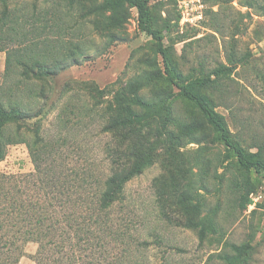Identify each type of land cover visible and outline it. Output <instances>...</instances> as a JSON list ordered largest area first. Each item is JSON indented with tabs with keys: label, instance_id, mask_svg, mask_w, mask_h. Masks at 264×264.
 <instances>
[{
	"label": "rangeland",
	"instance_id": "rangeland-1",
	"mask_svg": "<svg viewBox=\"0 0 264 264\" xmlns=\"http://www.w3.org/2000/svg\"><path fill=\"white\" fill-rule=\"evenodd\" d=\"M199 1L202 13L189 10L191 22L186 23L182 20L184 3L151 1L156 26L164 29L169 23L165 44L171 67L181 79L191 81L208 76L220 64L238 63L231 78L224 80L226 89L199 92L226 117L235 139L255 152L251 144L256 139L264 142V0ZM36 2L13 0L9 6L14 11L24 6L31 9ZM129 13L128 40L110 47L95 24L82 20L73 19V30L63 36L65 42L80 44L87 53L77 65L53 77L48 87L44 133L58 145L49 172L68 186L56 192L53 204L68 221L78 218L91 227L93 235L77 245L68 241L64 255L54 254L52 264H225L217 256L231 253L230 244L244 243L255 248L251 264H264V177L248 174L254 184V204L243 211L236 182L244 172L234 158L227 159L225 147L216 141L200 111L177 97L178 90L163 78L160 83L173 97L172 119L165 129L160 120L150 134L129 137L137 146L153 150V163L127 184L123 200L100 215L98 197L111 172L109 153L121 146V139L105 130L114 116V96L128 91L130 82L147 68V61L164 71L156 41L139 31L137 11ZM16 37L2 34L4 42ZM51 37L56 40L58 36ZM6 57V52H0V83ZM88 88L108 92L101 96ZM156 128L162 129L161 135ZM34 171L25 145L11 147L0 162L2 173L29 175ZM198 201L203 203L201 212L190 213L188 207ZM208 215H213L217 232L201 242L189 225ZM2 249L11 252L8 247ZM38 249L34 242L23 245L15 252L19 255L16 264H36ZM4 256L0 252V264L8 255Z\"/></svg>",
	"mask_w": 264,
	"mask_h": 264
},
{
	"label": "trees",
	"instance_id": "trees-1",
	"mask_svg": "<svg viewBox=\"0 0 264 264\" xmlns=\"http://www.w3.org/2000/svg\"><path fill=\"white\" fill-rule=\"evenodd\" d=\"M151 1L37 0L31 9L24 6L14 11L9 6L13 0H0V10L4 7L0 11V52L7 53L6 69L0 83V162L7 158L11 147L25 145L35 168L29 175L0 172V252L3 251L4 259L8 255L3 264H16L19 255L15 256V252L31 242L39 244L35 263L52 264L54 254L64 255L68 241L77 245L93 235L91 227L80 223L78 218L68 221L54 207L56 192L68 186L49 172L48 166L56 157L58 145L48 140L44 133L50 81L61 71L77 65L87 53L80 44L63 40V36L73 30V19L95 24L98 33L105 38V45L110 47L128 40L126 24L130 10L135 9L139 31L156 41L164 63L162 71L154 61H147V68L130 82L128 91L117 92L114 96V116L106 122L105 130L116 140L121 139V146L111 148L109 153L111 172L98 197L100 215H106L123 200L127 184L153 163V150L149 146H137L129 137L150 134L151 128L160 120L165 129L172 119L173 97L160 83L162 78L178 90L177 97H182L200 111L214 130L216 141L225 147L227 159L234 158L244 172L242 180L236 182L241 209L246 211L254 204L251 198L254 184L248 174L254 172L264 177V142L256 139V143L251 144V149L256 151H248L235 139L226 117L217 111L214 102L199 92L210 88L216 91L226 89L224 80L231 78L238 63L220 64L204 78L181 79L171 67L169 48L165 44L170 37L169 23L164 29L156 26ZM181 17L180 13L178 24ZM5 32L17 37L4 42L2 34ZM51 35L58 37L54 40ZM15 43L18 46L12 47ZM161 86L164 90L160 89ZM88 89L101 96L108 92L107 89ZM156 133L161 135L162 129L156 128ZM124 140H128L127 144ZM189 199L193 201L191 196ZM202 206L203 203L198 201L188 209L190 213L199 214ZM189 226L198 232L201 242L209 233L217 232L213 215L191 221ZM229 246L231 253L218 255L220 260L225 264H251L255 250L251 243ZM2 247H8L11 252H5ZM60 258L59 261L63 259Z\"/></svg>",
	"mask_w": 264,
	"mask_h": 264
},
{
	"label": "built area",
	"instance_id": "built-area-1",
	"mask_svg": "<svg viewBox=\"0 0 264 264\" xmlns=\"http://www.w3.org/2000/svg\"><path fill=\"white\" fill-rule=\"evenodd\" d=\"M180 3H184L183 5L185 6V10H186V12L182 11V15H183L182 20L184 23L191 22L189 10H191L192 12H196L197 15L202 13L203 6L200 4L199 0H186V1H181ZM180 7H183L182 4H180ZM198 17L202 18L201 16Z\"/></svg>",
	"mask_w": 264,
	"mask_h": 264
}]
</instances>
